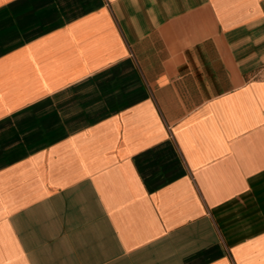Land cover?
<instances>
[{
	"label": "crops",
	"instance_id": "1",
	"mask_svg": "<svg viewBox=\"0 0 264 264\" xmlns=\"http://www.w3.org/2000/svg\"><path fill=\"white\" fill-rule=\"evenodd\" d=\"M0 264H264V0H0Z\"/></svg>",
	"mask_w": 264,
	"mask_h": 264
}]
</instances>
